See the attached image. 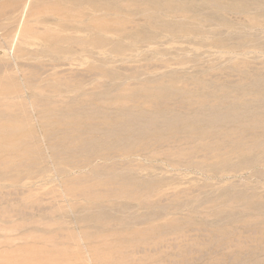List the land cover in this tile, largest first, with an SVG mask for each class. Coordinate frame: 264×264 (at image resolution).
Wrapping results in <instances>:
<instances>
[{
  "label": "rangeland",
  "instance_id": "obj_1",
  "mask_svg": "<svg viewBox=\"0 0 264 264\" xmlns=\"http://www.w3.org/2000/svg\"><path fill=\"white\" fill-rule=\"evenodd\" d=\"M0 160V264H264V0H0Z\"/></svg>",
  "mask_w": 264,
  "mask_h": 264
},
{
  "label": "bare ground",
  "instance_id": "obj_2",
  "mask_svg": "<svg viewBox=\"0 0 264 264\" xmlns=\"http://www.w3.org/2000/svg\"><path fill=\"white\" fill-rule=\"evenodd\" d=\"M104 122H105V121H104ZM106 124L108 125L107 121H106L103 125H106ZM2 128H3V127H2ZM128 131H129V130H128ZM119 132H120V131H119ZM125 133H126V132H125ZM118 134H119V133H118ZM119 135H120V134H119ZM0 161H1V160H0ZM6 162H7V161H6ZM0 164H1V162H0ZM121 187H123V186H121ZM112 188H113V187H112ZM115 188H116V187H115ZM118 188H119V187H118ZM125 188H126V187H125ZM105 189H106V188H105ZM116 189H117V188H116ZM121 189H122V188H121ZM121 189H120V190H121ZM128 189H130V187H129ZM117 190H118V189H117ZM125 190H126V189H125ZM125 190H124V191H125ZM118 191H119V190H118ZM122 191H123V190H122ZM129 191H130V190H129ZM129 191L127 190V193H128ZM116 192H117V191H116ZM122 193H123V192H122ZM152 193H153V192H152ZM114 194H115V193H114ZM107 195H108V194H107ZM124 195H125V193H124ZM119 196H120V195H119Z\"/></svg>",
  "mask_w": 264,
  "mask_h": 264
}]
</instances>
